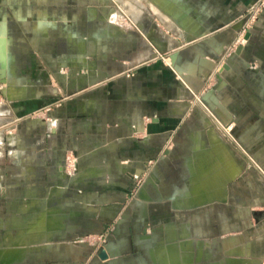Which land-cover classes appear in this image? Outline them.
<instances>
[{
  "label": "crops",
  "instance_id": "0c3cea01",
  "mask_svg": "<svg viewBox=\"0 0 264 264\" xmlns=\"http://www.w3.org/2000/svg\"><path fill=\"white\" fill-rule=\"evenodd\" d=\"M256 1L0 0V264H264Z\"/></svg>",
  "mask_w": 264,
  "mask_h": 264
},
{
  "label": "rangeland",
  "instance_id": "374dc122",
  "mask_svg": "<svg viewBox=\"0 0 264 264\" xmlns=\"http://www.w3.org/2000/svg\"><path fill=\"white\" fill-rule=\"evenodd\" d=\"M118 15L120 17H122V14H120V13H118ZM261 15L262 14H260L258 16L257 20L249 27V29H247V31H249L255 25V23L258 21V19H259V17ZM122 19L123 18H121V20ZM242 20L243 21H247L248 20L247 13H245V15H244V17H243ZM244 28H245V24H244V27L242 29H244ZM241 30H240V32H241ZM237 50H238V47H237V49L236 48L234 49L233 46H230V48H229L230 56L231 55H236L237 54ZM166 55L167 54L160 53L159 54V57L161 58L162 61H165L166 62V60L168 59V56H166ZM223 59L225 60L224 62H227V60H230L231 57H229V56L227 57V53H226V54H224ZM223 59H222V61H223ZM214 78L215 77L212 74L206 78L205 89L202 90L203 91L202 93H204L205 90L209 89V86L214 81L213 80ZM196 99L199 102H203L202 99H201V96H199V95H198V98H196ZM238 144L240 145V149H243V153L245 154V159L248 160L249 162H251V164H255L256 165L257 160L255 158H253L252 156H250V152H251V148L250 147H251L252 142L250 140H243V142H242L243 145L241 144V142H238ZM262 144H264V141L262 142ZM246 160H245V169L247 168V172L244 173L245 181L247 180L246 184H264V172L258 170V171H255V172L252 173L251 172L252 169L251 168H248V166H247L248 163L246 162ZM102 241H104V239H102Z\"/></svg>",
  "mask_w": 264,
  "mask_h": 264
},
{
  "label": "built area",
  "instance_id": "2783aa9c",
  "mask_svg": "<svg viewBox=\"0 0 264 264\" xmlns=\"http://www.w3.org/2000/svg\"><path fill=\"white\" fill-rule=\"evenodd\" d=\"M264 11V0H257L255 3H253L247 10V15H248V20L244 21L243 27L245 24V28L241 30L239 33L238 38L236 41L231 45L234 47V49L241 45H244V39H245V34L247 32V29L257 20L258 16L262 14ZM242 27V28H243ZM51 109L46 108L44 110H41L40 112L37 113L39 116H45Z\"/></svg>",
  "mask_w": 264,
  "mask_h": 264
},
{
  "label": "water",
  "instance_id": "95a60500",
  "mask_svg": "<svg viewBox=\"0 0 264 264\" xmlns=\"http://www.w3.org/2000/svg\"><path fill=\"white\" fill-rule=\"evenodd\" d=\"M241 50H242L241 48H238L237 53L239 54L241 52ZM101 257H103L104 259H106L107 258L106 253L105 252H102Z\"/></svg>",
  "mask_w": 264,
  "mask_h": 264
},
{
  "label": "bare ground",
  "instance_id": "6f19581e",
  "mask_svg": "<svg viewBox=\"0 0 264 264\" xmlns=\"http://www.w3.org/2000/svg\"><path fill=\"white\" fill-rule=\"evenodd\" d=\"M246 42H247V40H246V39H244V44H246Z\"/></svg>",
  "mask_w": 264,
  "mask_h": 264
}]
</instances>
